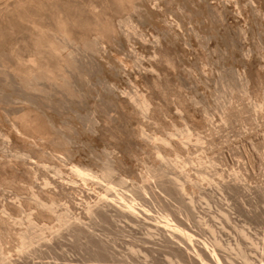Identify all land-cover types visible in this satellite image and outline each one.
<instances>
[{"label":"rangeland","instance_id":"obj_1","mask_svg":"<svg viewBox=\"0 0 264 264\" xmlns=\"http://www.w3.org/2000/svg\"><path fill=\"white\" fill-rule=\"evenodd\" d=\"M7 1L0 0V17H3L0 19V45L2 44V47L0 46V160L4 162L3 169L0 170V217L11 223L12 230L7 233L0 229V264H31L32 261L37 264H70V262L71 264H95V261L89 259L93 249L85 250L83 245L79 244L81 241L73 242L74 239L68 235L67 224L61 225L62 221L59 216L64 215L69 205L66 198H59L52 210L46 211L44 217L35 218L37 209L34 208L36 198L33 193L37 190H50L52 186L46 184V178L40 171H46L53 175L54 165L52 162L54 161L63 164L68 175L75 165V162L70 158L71 154L65 149L68 141H74L73 144L80 150L77 154L85 160H91L97 171L96 174L102 177L111 159L115 156L124 157L125 150H127L129 156L127 165L130 172L120 171L119 173L117 171L110 177L102 178L103 180L100 178L103 184L124 190L129 194V197L135 198L138 202L142 201L141 198H150L154 201L155 207L153 212L149 211L161 219L164 218L163 216L168 217V213L176 214L178 219L189 223L194 234L202 231L206 238H211H208L209 241L212 242L217 237L216 239L221 241L222 246L227 244L228 237L226 236V227H224L223 213L227 200L219 184L223 169L227 167L224 160L227 150L225 146L227 131L223 127L225 126L226 113L231 108L236 109L245 104L249 107L246 115L251 119V122L245 127H237L234 130L240 129L239 131H245L246 135L256 136L259 139L264 137V127L261 129L257 125L264 123V65L263 63L257 65L259 67H255L251 78L247 80L243 66L233 56V51L240 49L234 38V36L237 37V33L223 35L218 32L215 28V19L213 15L209 14V19H206L207 22L213 23L212 28L210 26L208 29H196L195 33L192 32L196 41L190 42L186 39L184 42L191 61H182L179 63L178 69H175L170 62L171 58L177 56V51L173 45L162 41L161 37L157 35L158 28L154 25L156 19L147 13L144 6L140 5L143 0H122L119 2L120 4L117 0H47L50 1V5L48 4L42 10V16L36 14V6L31 5L32 8L29 6V1L19 0L25 3L23 5L18 3L14 7L5 3ZM148 1L151 6L157 7L159 12H164L167 22L175 25L178 23V16L183 14L186 19L189 18L186 21V29L193 27L195 22L193 23L191 15H189L191 8L187 3L188 0ZM248 3L250 2L247 0L243 2L246 5ZM253 5L262 21L254 24L246 37L244 51L249 54L253 51L252 55H256L255 57L258 55L257 58L264 62V4L260 5L254 2ZM57 11L62 13V22L58 21ZM139 12H142V15L137 18L136 13ZM12 17L14 18L11 19ZM7 18H9L8 21ZM87 18L89 19L87 20ZM191 20L193 24L189 23ZM69 22L72 23L74 30L77 29L74 37L72 36L68 40L70 55L88 59L91 55L102 56V52L105 50L111 56H115L123 68L133 71V76L128 80V88H125L124 85L117 88L115 86V88L117 91H122V89L128 91L129 97L136 104L135 109L138 110L128 118L120 111L118 105L106 101L102 103L98 91L105 89L107 83L97 80L89 88L90 95L82 96V98L76 99L78 100L76 104L69 105L70 114L68 113L67 118H60H64L59 121L62 128H59L57 137H52L40 133L41 130L48 128V118L43 112L49 96L47 90H33L32 100H25L21 95L26 88L17 83L14 84L12 80L14 75H25L20 70L29 58L36 59L43 55L52 61L55 60L54 47L49 45V39L38 37L37 24L39 23L47 31L49 30L51 35L60 36H55V38L52 36V40L57 41H53L56 45L58 42H67L65 35H61L60 32L64 27L72 26ZM64 23L67 26H64ZM113 25L118 26L115 28V33ZM194 25L196 27V23ZM116 29H119V32ZM117 33L130 34L127 48L123 47L113 36ZM187 34L185 37H188ZM103 40L104 43H102ZM137 41L146 42L147 48L143 50ZM9 42H14V44ZM161 48L163 50L159 54ZM154 61H157L159 65L151 67L150 64ZM72 69L80 75L89 70L99 71L97 66L93 69L89 64L88 67L76 64ZM112 69L114 72H118L117 68L112 67ZM143 72L147 73L146 78L141 75ZM28 91L31 92V90ZM143 95L146 99L150 98L147 105L143 103ZM83 99L86 102L82 101ZM80 100L81 103H84H82L83 105L79 103ZM22 105L25 108L17 111L16 108ZM76 109L79 111L76 112ZM253 114H260L263 118L261 117L257 122L254 120ZM17 120L30 124H25L28 134H22L19 141L15 142L8 134L11 124ZM93 127L98 129L97 142L86 141L80 137L82 132H89L93 130ZM235 131L232 132L234 162L236 163L238 160L247 162L246 159L236 154L238 150H241L242 143L238 141V132ZM177 142L182 144L183 151L173 150L172 144ZM244 142H252V140L247 138V141ZM255 145L258 143L255 142ZM249 148L252 149L251 146ZM255 150L257 154H262L264 145H261L259 149L254 146ZM15 162L21 168L16 175H12L7 167ZM163 167L187 170L191 173L192 183L196 185V188L182 190L180 182L175 181L174 176L170 174L163 176L165 183L173 189L172 194H167L160 186V178H157V172ZM247 169L254 172L259 180L264 181V165L252 166L247 162ZM149 182H153L150 183L151 189L157 194L158 201L153 199L149 189L144 190ZM138 192L141 194L138 195ZM78 197L81 196L78 195ZM3 202L10 203L19 211L11 213L3 206ZM259 204H261L258 205L260 212L258 211L259 214L255 212L257 216L250 214V217V215L240 212L239 215L236 213L237 217L234 213L235 221L232 219V222L239 224L238 226L245 227L247 225L246 227L250 228L253 225L251 230L246 227L244 229L246 232L251 231L248 233L252 237L255 236L254 240L258 237L255 235L258 234L257 231H260V234L262 227L264 230V207L263 203ZM261 212H263L262 217H258ZM140 215L144 218V215ZM245 215L247 216L245 217ZM253 217H256L254 219L261 227L260 230L253 221ZM243 219L247 220L246 224ZM127 222L123 220H117L114 224L102 222L100 225H95L94 229L97 234L108 239L111 243L115 240L114 244L118 255L121 256L126 252L130 256L132 255V264H183L166 246L158 244L160 242L155 239L157 235L155 237L152 235L155 232L153 227L148 226L143 220L142 223L141 221ZM22 229H27L33 237V243L24 247L25 249L22 247L24 241L21 237ZM254 229L256 230L253 235L252 230ZM57 231H60L64 237L59 240L60 243L55 241L56 243L52 244L54 247L48 249L47 241L42 238L52 236L58 233ZM143 237L147 240L148 237H151L145 243L143 251H139L137 254L130 251V246L135 242V239ZM233 246L235 245L233 244ZM35 248L43 251L33 254L31 250ZM254 253L251 254L255 255ZM68 254H70L69 257ZM7 256L13 258L12 261ZM106 258L105 261L110 259L107 264H112L109 263L112 261L111 258L107 256ZM105 261L102 263L106 264Z\"/></svg>","mask_w":264,"mask_h":264},{"label":"bare ground","instance_id":"obj_2","mask_svg":"<svg viewBox=\"0 0 264 264\" xmlns=\"http://www.w3.org/2000/svg\"><path fill=\"white\" fill-rule=\"evenodd\" d=\"M18 1L19 0H8L5 3L14 7L16 6V4L18 5V3H22ZM26 1H29V4H30V5L28 4L29 6L31 5L36 6V9H37L36 14L40 16H42V10H44L50 2V1L48 2L47 0H26ZM121 1L122 0H117L118 3ZM135 1H129V2H135ZM245 1L246 0H235L234 2L231 0H218V1L217 0H188L187 3L191 8L190 9L191 12H189L190 13L189 15H191V19L193 20V23L194 22L196 23V27H195L194 25L195 23L193 24L192 20L189 21V23L191 22L193 24V27H191L190 29H186L185 27L187 23L186 21L189 18L186 19L185 18L186 16L184 17L183 14L178 16L179 17L178 23L173 25L171 22H167L165 20V15L163 14L164 12L163 11H162L163 13L159 12L158 11L159 9L157 10V7L151 6L148 0H143L142 2H140L141 4L140 3L139 4L144 6L147 13H149V15L153 16L156 19L154 22V25L158 28L157 35L161 37L162 41L173 45L175 48V51H177V56L174 58H171V62H170L172 67H175V69L176 68L178 69L180 62L191 61V57L189 56V54H187L188 53L187 49L184 46L185 40L187 39L190 42H195L196 38L193 36L194 34H192V32L195 33L196 29L197 30L205 29V28L208 29V27H210L213 23L207 22L208 20L206 18H208L209 14L213 15L215 19L214 21L215 28L218 32H220L223 35L226 33H233V32L235 34L236 33L238 34V35L236 34L237 37L234 36V38L236 42L238 43V46L240 49L233 51V56H235L238 62L240 63V65L243 66L244 75L246 76L248 80L251 78L253 71L254 69H256L255 67L257 65H261L262 63L264 65L263 60H259L260 58L259 59L257 58L258 55L257 57H255L256 55L255 56L252 55L253 51L252 53L250 52L251 54H249V52L245 53L244 51L245 50L244 48L246 46V40H245L247 39L246 37L249 35V32L253 28L254 24L262 21V19L258 16L257 11H256L257 9L254 7L253 3L257 2L261 5V4H264V0H247L248 2H250L247 5L243 4V2ZM24 3L25 2H23L21 5H23ZM133 5L131 6L134 7ZM27 8H30V7H27ZM27 11L30 12L29 10ZM141 13L142 12L136 13L138 15L137 18H139V16L142 15ZM56 16L58 18V21L62 22V13L57 11ZM2 18L0 17V19ZM13 18L14 17H12L11 19ZM8 19L9 18H7V21ZM88 19L89 18H87V20ZM65 23H64V26L66 25ZM71 25L72 23L70 24V26ZM104 26L105 25L103 24V27ZM187 26H190V25H187ZM117 27L118 26L116 25L113 28L114 33H115V28ZM37 28L39 30L37 33L38 37L49 39L50 40L49 45L50 46L53 45L54 52L56 53L55 60L52 61L47 56H43V55L39 56L36 59L29 58L27 62L24 63L25 65L22 66L20 70L25 75L23 76L14 75L12 81L14 82V84L17 83L19 84V86L21 85L23 86V88H26L24 90V93L21 95L23 96V99L25 100H29V101L32 100L31 97L33 96V90H37V91L47 90V94L49 96H48V101L46 103V108L43 109V112L48 118L47 119L48 128L41 130L40 131L41 134H45L47 136H52V137L56 136V134L59 133V128H62L59 125V121L64 118L62 119L60 118L61 117L67 118L66 116H68V113L70 112L69 105L76 104V102H78V100L76 99H80L82 98V96H86L88 94L90 95L89 88H91L94 85V82L97 80H102V82L104 81L107 83V87L105 89L103 90L101 89L100 91H98L99 92L98 95L100 96V99H102V103L106 101V102H109L110 104L112 103V104L118 105L120 107V111L124 113L125 117L128 116V118L132 116L133 113H136L135 111H137L138 109L137 110L135 109L136 104H134V102L132 101V98L129 97L128 91H125L123 89L122 91L116 90V88L121 85H124L125 88L129 87L128 80H130V78L133 76L132 70L123 68L120 64V61H118L115 56L114 57L111 56V54L107 53L105 50L102 52V56L100 55L96 57L95 55L94 56L91 55L89 56L90 58L88 59L77 58L76 56L70 55L71 52L68 50V40H70V37L72 36L74 37V33H76L75 31L77 30V29L74 30L73 25L71 27H68V26L64 27L62 29V32H60L61 35L62 34L65 35V37L67 38V42L65 41L60 42V43L58 42L56 45H55V42L57 41L52 40L53 34L51 35L48 32L49 30L47 31L45 27H43L39 23L37 24ZM116 30L119 32V29H116ZM186 34L188 37H185ZM214 34L216 33L214 32ZM95 35L97 36V33ZM55 36L58 37L59 35H55ZM55 36H53V38H55ZM113 36H115L116 40L123 47H126V48L128 47L129 37H130L129 33H124V34L117 33L116 35H113ZM241 37L244 39H242ZM137 42H138V45L143 50L147 48L146 42L144 41H137ZM102 43H104V40L102 41ZM11 44H14V42ZM162 50L163 48L160 49L159 54H161ZM76 64H81V65H84L85 67H88V64H89L91 65V68L93 69L95 66H97L99 71L95 72L94 70H89V71L82 73V75H80L74 69H72L73 65H76ZM150 65L151 67L158 66L159 63L157 61H154ZM112 67L117 68L118 72H114ZM141 75L145 78L147 77L146 72L141 73ZM28 90H31V92ZM143 97H142L143 103L147 105L149 103L150 98L146 99L144 95ZM84 100L85 99H83L82 101ZM79 103H81V100L79 101ZM77 107H78V104H77ZM24 108L25 107L22 105L16 109L17 111H21ZM81 108H84V107L81 106ZM248 108L249 107L246 106L245 104L238 106L236 109L231 108V110H229L225 115V119H224L225 124L223 123L225 125L223 127H225L227 131V135H226L227 144L225 145L227 147V150H226V153L224 154V160L226 162L227 167L223 169V172L221 174L222 179L221 181H219V184L222 190L224 191L225 199L227 200L225 203L226 206L224 207V210H223L224 220H225L224 227H226L225 231H227L226 236L228 237V240H227L228 245L225 243L227 246L225 244L224 246H222L220 243L221 241L219 242L216 239L217 237L215 239L213 237L214 240L212 239L213 240L212 242L209 241L208 238L210 237L206 238L205 237L206 235L202 231L194 234L190 225H188L189 223L187 224L185 223V221L183 222L181 219H178L176 217V214L172 215L168 213V217L162 215L164 218L161 219V217L157 216L155 213H152L153 212L152 210L155 207V204H154V201L151 200L150 198H147V197L141 198L142 201L138 202L136 201L135 198L129 197L128 196L129 194H127L124 190L103 184L101 180L107 177H110L111 174L113 173L115 174V172L117 171H119V173L120 171L130 172V170L128 169V165H127L129 161L127 150H125L124 157L120 158V157L115 156L114 158L111 159V161L108 163L104 171L105 177L104 176L102 177L96 174L97 171L94 169V164L91 160H85L80 155L77 154L80 152V150H78L75 147V145L73 144L74 141H68L67 145L65 146V149L69 152V154H71L70 156L71 160L75 162V165H73V168L71 169L70 174L68 175L66 174L67 170L63 164L61 165L58 162H54V161L52 162L54 165L53 175H50L46 171H40L42 174H44L46 178V184L47 185L51 184L52 186L50 190L49 189L48 190L44 189L43 191L37 190L35 193H33L36 198L34 208L37 209V211L35 210L36 212L34 211L35 218L44 217V215H46V211L48 212V210L50 209L52 210L56 201L59 198H66L69 202V205L67 206L64 215L59 216L60 221H62L61 225L67 224L68 235L70 236V238L72 237V239H74L73 242L75 240L81 241L80 243L78 241L76 242H78L80 246L83 245V248H85V250L91 249V248L93 249V251L90 252L91 258L89 259H91L92 261H95L94 262L95 264H105V263H102V261H105L107 259L106 256L108 258H111L112 261H110L109 263H112V264H132V260H133L132 255L130 256V254H128L127 252L125 254L122 253L121 256L118 255L115 249V244H114L115 240H113L112 242L113 244H112L108 239H105L101 235L97 234V232L94 229L95 225H100L102 222L103 223L112 222L114 224L115 222H117V220H123L124 222L128 221L131 223L138 222V221H141L142 223V220H143L144 222L147 223L148 226H151L154 228L155 232L152 235L153 237L157 235L155 239H158V241L160 242L158 244L161 246L162 245L166 246L170 250V252L173 255H175L177 258H179V261L183 264H264V230H263V227H262L263 231L261 230L260 234H259L260 231L259 232L257 231L259 235L255 234L258 237H256L254 240L253 237L255 236L252 237L251 234H249L251 231L248 230L249 231L248 233V231L246 232V229H244L247 225L243 227V226H238L239 224H235L234 222H232L233 217H235L233 216L234 213L238 214L240 212H243V214H247V215L253 214V216H257L258 211L260 212V210H258V208L260 209L258 205L260 206L261 204L259 203H263V207H264V181L259 180L254 172H250L247 169V162L249 163V165L251 164L252 166L258 165V164L264 165V152L262 154L259 153L260 154L259 155L257 154L256 150L254 151V146L257 149H259L261 145H264V139H263L264 137L259 139L256 136L253 137L252 135H246L245 131H239L240 129L239 130L237 129L236 131L234 130L237 127H245V125L250 124L251 119L248 117V115H246ZM77 110L78 109H76V112ZM39 113H42V112H39ZM261 117L262 115L255 114L253 118L255 121L258 122L260 121ZM26 123L25 121L20 120L18 122L17 120V122H14L11 124L10 126L11 129H9L10 132L8 134L11 140L15 142L19 141L22 134H28L26 130V126H25ZM257 125L261 127V129L262 127H264V123H260ZM92 129L93 130L89 132L87 131L82 132L80 137L85 139L86 141L90 140L93 142H97L98 141V137H97L98 129L97 127H93ZM234 131L236 133L238 132V135H237L238 141L242 143L241 150H238L236 154L239 157L246 159L247 162L243 160H238L236 163L234 162V158H233L234 151L232 148L234 144V143L232 144V137H233L232 132ZM247 138H249V140L251 139L252 142L245 143L244 141H247ZM255 142H257L258 145H255ZM172 145L174 146L173 150L176 152L183 151L184 149L180 142L173 143ZM249 146H251L252 149H250ZM16 164L17 162H15L14 164H10L7 167L9 172L12 175H16L17 171H19V169L21 168V167H18ZM235 164L236 166L234 167ZM3 165H4V162L0 160V170L3 169ZM164 167L161 168L160 171L158 170L159 172H157V178H160V181H159L160 186L167 194H172L173 189L171 186H169V184L167 185L165 183V181L163 180L164 179L163 176H168L170 174L174 176L173 179L175 181L180 182V187L182 190L196 188V185L192 183V175L187 170H178L174 168L167 169V167L166 168ZM150 183L152 184L153 182H149L145 186L144 190L149 189L150 194L152 195L153 199L155 201H158V196L155 193V191L151 189ZM137 194L140 195L141 193L138 192ZM78 195H80L81 197H78ZM3 203H4L3 206L11 213L19 211L17 208L12 206L10 203H6V202H3ZM149 210H151L152 212H150ZM262 213L263 212H261L260 216L258 217H262L261 216ZM140 214L144 215V218H142ZM237 214H236V217H237ZM247 215H245V217ZM242 216H239V217H242ZM250 217L248 216L249 221L251 222ZM254 218L256 219V217H253V219ZM234 219L233 221H235ZM255 219L253 221L255 222V224H257ZM246 221L247 220H244L245 224L247 223ZM252 226L250 228H252ZM256 226H258V224ZM246 228L250 229L249 227H246ZM260 228L261 227H259V230ZM0 229H2V231L4 230L7 233L8 232L10 233V231L12 230V225L8 220L0 217ZM256 229L252 230L253 231L252 234L254 233ZM57 232L58 233L52 236L49 234L50 235L49 237L46 236L45 238H42V239H45V241H47L46 245L48 249H51L52 246L57 241L59 242V240L64 237V235L60 233V231H57ZM30 234L27 231V229L22 231L21 237L24 239L22 243L23 248L33 243V237H31ZM150 238L151 237H148V240L147 238H144V237L135 239L136 244H134L135 242L132 243V245L130 246V251H132L135 254H137L139 251L140 252L143 251L145 247V243L148 242ZM38 241H39V238H38ZM233 244L235 246H233ZM31 251L33 252V254H36L38 252H42L43 250L35 248V249H32ZM253 252H255L254 254L256 256L251 254ZM63 254L65 256V253ZM69 255L70 254H68L67 256L69 257ZM257 255L259 256L258 258H257ZM8 258L10 259V261H12L13 259L10 256ZM107 261H105L106 264H107ZM31 264H37V263L35 261H32Z\"/></svg>","mask_w":264,"mask_h":264}]
</instances>
